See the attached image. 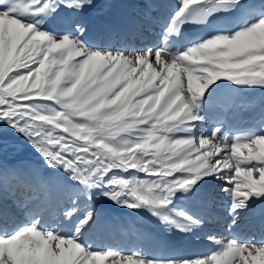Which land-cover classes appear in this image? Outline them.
<instances>
[{"label":"snow or ice","instance_id":"1","mask_svg":"<svg viewBox=\"0 0 264 264\" xmlns=\"http://www.w3.org/2000/svg\"><path fill=\"white\" fill-rule=\"evenodd\" d=\"M93 7L0 0V153L14 135L43 164L0 162V193L11 180L48 194L14 201L20 216L0 204V264H264V239L210 234L209 253L151 256L88 236L101 200L184 234L206 220L180 203L217 182L234 225L264 200V121L232 134L210 125L222 90L264 89V0H179L154 41L115 47L84 19Z\"/></svg>","mask_w":264,"mask_h":264},{"label":"bare ground","instance_id":"2","mask_svg":"<svg viewBox=\"0 0 264 264\" xmlns=\"http://www.w3.org/2000/svg\"><path fill=\"white\" fill-rule=\"evenodd\" d=\"M125 3L124 0L116 1L112 8L115 16L109 17L110 25L106 29H99V23L98 25L94 24L93 14L84 16L86 21H90L89 27L92 32L99 38L98 43L115 47L125 44L129 39L131 42H138L141 45L150 40L154 41L156 37L160 36L163 23L168 15L175 10L179 0H142L140 6L134 8L126 7ZM144 3H148L149 8L154 12L156 10L158 15L152 23H147V26L141 22V10ZM122 7L125 8V11H122ZM99 13H103V11ZM116 21L117 24H115ZM263 110L264 89L231 88L222 90L210 125L214 126L217 121H221L223 116H228L234 122L233 125L240 124L258 130L264 121ZM202 130L208 132L209 125H206ZM14 186L18 193L14 201H23L27 205H31L34 201L41 204L47 203V193L37 190L30 193L19 188L16 184ZM218 187L219 184L215 183L211 187H206L197 197L183 200L180 203V206L191 209L206 220V224L192 234H184L166 226L147 211L122 209L110 201L101 200L97 205L100 212L99 219L89 231L88 236L97 247H112L122 251L141 249L151 256H200L209 253L217 247L208 239L210 234L223 241L233 236L241 239H264V231L255 229L253 225L252 215L256 207L255 202L249 210L239 216L234 225L229 211L230 203L222 193H219ZM54 196L56 199L60 198L59 193ZM5 200L0 193V204L10 211H15L17 216L22 215L20 209H13ZM63 203L64 201H61V206ZM49 216L55 219L56 212L50 210Z\"/></svg>","mask_w":264,"mask_h":264},{"label":"rangeland","instance_id":"3","mask_svg":"<svg viewBox=\"0 0 264 264\" xmlns=\"http://www.w3.org/2000/svg\"><path fill=\"white\" fill-rule=\"evenodd\" d=\"M116 1L117 0H94L95 7L86 10L84 16H92L93 14L92 20L94 24L98 25L99 23L100 24V26H98L99 29L101 28L106 29L108 25H110L109 23L110 18H111L110 16L111 15L115 16L114 9L112 11V8L114 4H116ZM124 1L126 2L125 3L126 7L134 8L135 6L136 7L140 6V2L142 0H124ZM127 5H130V6H127ZM121 9L122 11H125L124 7H122ZM101 11H103V13H99ZM108 12H111V13H108ZM141 15H142L141 22L145 26H147V23H149L148 20L146 19V15L147 17H150V20H151L150 23H152V21L158 16L156 14V10L154 12L152 9L144 8V7L141 10ZM86 22L89 25L90 21H86ZM115 24H117V21L115 22ZM204 132L207 133V131H204ZM8 144H9L8 149L4 153H0V162H2L3 166L6 169L11 170L13 167H17L22 164H27V165H31V166H35V167H39L43 169V164L38 154L22 139L16 138L14 135H10ZM14 185L15 184L11 180H9L8 184L4 187L2 191L3 199L5 200L6 198L5 200L6 203L10 205L11 207H13L14 199L16 198L18 194L17 191L15 190L16 187ZM253 236H255V234H253Z\"/></svg>","mask_w":264,"mask_h":264}]
</instances>
